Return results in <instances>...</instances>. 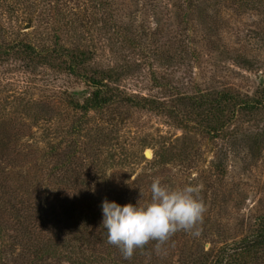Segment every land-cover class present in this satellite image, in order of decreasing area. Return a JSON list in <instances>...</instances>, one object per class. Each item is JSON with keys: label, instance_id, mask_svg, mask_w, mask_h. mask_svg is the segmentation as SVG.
Masks as SVG:
<instances>
[{"label": "rangeland", "instance_id": "1", "mask_svg": "<svg viewBox=\"0 0 264 264\" xmlns=\"http://www.w3.org/2000/svg\"><path fill=\"white\" fill-rule=\"evenodd\" d=\"M43 1L0 0V264H30L13 239L24 226L43 234L41 246L45 238L59 242L56 213L64 222L73 213L71 230L79 232L69 246L60 242L63 254L32 264H214L254 239L264 219V0H191L193 10L181 0ZM196 7L203 16L195 17ZM184 12L195 31L169 60ZM204 17L215 32L196 20ZM18 39L58 42L91 58L71 72L69 54L28 59L12 49ZM160 46L165 51L156 53ZM109 68L119 74L113 92L159 107L122 101L84 113L92 90L86 79ZM202 94L260 103L245 109L221 99L220 126L209 131L212 108L192 101ZM157 178L199 188L206 206L200 235L177 232L159 254L153 241L124 259L107 242L101 201L149 203ZM13 207L26 214L24 226ZM242 263L264 264V249Z\"/></svg>", "mask_w": 264, "mask_h": 264}, {"label": "trees", "instance_id": "2", "mask_svg": "<svg viewBox=\"0 0 264 264\" xmlns=\"http://www.w3.org/2000/svg\"><path fill=\"white\" fill-rule=\"evenodd\" d=\"M46 1H52V0H46ZM106 2V0H99L98 4L96 5V7H100L103 3ZM182 3L185 1V6L184 8H190L191 10L193 7V1L191 0H181ZM40 2H44L43 0H34L33 3L38 4ZM64 0H60L61 5L63 4ZM64 10V11H63ZM62 11L65 13L66 9L64 8ZM194 11L196 12V18L197 16H203L204 15V8H199L197 9V7L194 9ZM187 12L183 13V33L182 38L180 42L175 43L177 46H173L174 44H169L167 47V51L164 53L165 57L169 60L175 56L176 54H180L181 52H184L187 49V45H188V40H187V33L194 32L195 29L190 28V26L192 25V22L187 21V18H185V16ZM207 14V13H206ZM198 20L201 24L202 22L205 23L202 24L204 26V29H206V32H215L214 29L216 28V24L209 22V20L204 17L202 19H196ZM71 23V22H69ZM40 46V45H39ZM38 45H34L31 44L27 41H23V40H15L14 41V46L12 47V49H16V51L18 52H22V54H25V56L28 57V59H32V57H37L39 58L42 62H46V60H49L50 57H52V55H59L63 56L65 54H69V56H71V58L73 59V63L69 62L68 68L69 70H71V72H74V68L79 67V65L81 63H83L85 60H88L89 58H91V53L90 52H85L81 49H77V52L75 54H71L73 53V50L70 47H64L63 44L60 43H56L55 46L52 47H44V45L42 47H39ZM11 48V47H10ZM9 49V48H8ZM159 49L161 50H157L156 53L160 52V51H165L162 50V47L160 46ZM179 56V55H178ZM87 82L89 83V85L92 87V90L90 91V93L84 98L82 104L80 105V108L83 110V112H87V111H93V110H102L103 108L112 105V103H117V102H125L128 103L130 106L133 107H139V108H145L146 106H149L148 104H150L149 100L141 97V100H143L146 103H141L140 100L136 101L133 100V96L129 95L125 92L121 91L118 92L116 89V92H113V86L112 84H115L118 80H119V74L117 73L115 68H109V69H104L102 71L99 72H95L92 73V75H90L87 79ZM228 97V98H227ZM227 97H213L210 96L209 94H202L198 97H194L193 98V103L196 104V106L198 107H206L205 105L207 103L208 104V109H211L212 111H210L211 113L215 114V120L213 123V125L211 126L212 129H210L209 131H214L216 130L219 126L220 123L218 122V111H222L221 108V99H225L227 98V100H230L231 103L233 104V106L238 105L239 107H243V108H252L253 105L260 103L259 100H255L254 98H252L251 100L249 99H243V102H241L240 98L238 100V102L236 101L238 99V96H234L232 97L230 94H228ZM212 98V99H211ZM153 103H157L156 101H152ZM157 106V107H156ZM149 107L151 108H158V105H154V107H152V105H150ZM218 116V117H217ZM164 151H167V149H164ZM161 156L159 155L158 158H160ZM68 158V156H67ZM105 200V199H104ZM103 200V201H104ZM101 201V205L102 202ZM15 212H16V218L17 219V223L18 226H22L23 224H25L26 221V214L24 215L23 211H21L19 208H12ZM22 213H20V212ZM70 217L67 219L69 221H63L62 217L60 218L57 213L55 214V218H53V225L56 228V232L59 233V236L62 237L60 239L57 238L58 240H60L59 242H48L47 238L43 239L45 241H43L44 246H41V244H39L37 242L38 239L43 238V234L40 235H36L34 233V229L31 231L30 229L32 228H28L27 226H24V229L18 230L17 229V234L15 236H13V239L15 240V242H17L18 245H20V247H22L21 251L23 250V252L25 251L26 253L29 252L30 255L29 257H31L30 260V264L33 263V261L36 260H40L43 258V256L45 255V257L48 256H59V254H63L64 252L60 249V247L63 244H70V235L73 233V231L75 232H79L77 230H71V228L73 227L72 225L78 224L77 219H75L76 216L73 215V213H70ZM68 216V215H66ZM64 222V223H63ZM67 222H71L70 224ZM53 227V228H54ZM26 230V231H25ZM69 230V231H68ZM89 230H87L86 228L82 231L83 236H89L88 233ZM18 233H20L21 235H18ZM55 234V231L54 233ZM62 241V245L60 246V242ZM83 245H84V249H87L89 246V242L87 241H83ZM69 246V245H68ZM68 248V247H66ZM264 249V219L263 222L260 226V229L258 231V233L256 234L254 239H251L250 241L246 242V244H244L242 247L239 246V249L237 251H233L232 253H228L226 252L225 255H227V258L225 259V262L223 264H244L242 262H246L248 261L249 258L251 257H255L256 255H258V253ZM69 253H74L73 251H70L71 249H68ZM225 250V249H224ZM223 250V252H224ZM229 251V250H227ZM63 252V253H61ZM75 254V253H74ZM24 255V254H23ZM225 255L223 254V258L225 257ZM69 255H62V257H68ZM36 258V259H35ZM222 258V259H223ZM219 260L218 262H214V264H221ZM87 259H85V261H87ZM195 264H206L204 262V260L202 261H198ZM211 264V263H208Z\"/></svg>", "mask_w": 264, "mask_h": 264}, {"label": "clouds", "instance_id": "3", "mask_svg": "<svg viewBox=\"0 0 264 264\" xmlns=\"http://www.w3.org/2000/svg\"><path fill=\"white\" fill-rule=\"evenodd\" d=\"M199 191L191 184L171 188L157 178L150 186L149 203L120 205L105 199L101 225L106 230L107 242L118 247L124 259L130 260L137 248H144L153 241L154 250L159 254L177 232L198 237L206 212Z\"/></svg>", "mask_w": 264, "mask_h": 264}, {"label": "water", "instance_id": "4", "mask_svg": "<svg viewBox=\"0 0 264 264\" xmlns=\"http://www.w3.org/2000/svg\"><path fill=\"white\" fill-rule=\"evenodd\" d=\"M27 27V26H26Z\"/></svg>", "mask_w": 264, "mask_h": 264}]
</instances>
